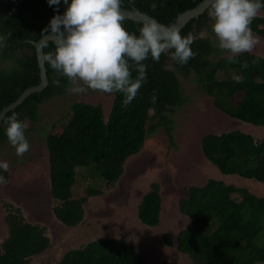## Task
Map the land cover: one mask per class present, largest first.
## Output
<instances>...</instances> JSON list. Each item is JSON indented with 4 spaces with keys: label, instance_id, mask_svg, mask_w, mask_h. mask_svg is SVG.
Listing matches in <instances>:
<instances>
[{
    "label": "trees",
    "instance_id": "obj_1",
    "mask_svg": "<svg viewBox=\"0 0 264 264\" xmlns=\"http://www.w3.org/2000/svg\"><path fill=\"white\" fill-rule=\"evenodd\" d=\"M201 1L122 0L121 8L133 5L159 23L171 25L179 13ZM153 3L155 9L150 7ZM64 8L61 3L60 14ZM208 10L209 7L192 17L180 29L185 36L205 30V36L193 37L191 47L196 57L183 66L167 54L162 55L159 62L149 57L144 62L147 83L126 109L122 105V93L113 94L108 114L103 111L102 103L73 100V94L66 90V78L60 77L59 86L55 85L56 73L45 60L47 85L5 113L0 121L1 152L6 151L5 145L8 151L15 152L2 123L13 114L29 122L25 132L27 140L31 133H37L44 142L50 195L56 203L52 208L55 220L66 227L82 223L87 201L117 185L125 162L140 152L145 140L153 136L158 127L163 128L170 143L175 145L176 124L167 112L173 114L192 100V93L182 85L180 76L189 77L199 95L211 99L215 108L238 121L241 127L264 128V57L243 53L236 58L237 63H228L229 53L211 43L214 35L207 24ZM54 14V7L49 6L47 0H0V35L6 36L4 46L0 47V112L24 90L40 82L33 42L48 33L45 29ZM123 24L127 30L138 34L143 22L125 18ZM251 28L264 38V17L257 16ZM53 50L54 41L45 42L44 58ZM244 61L248 63L247 68L241 67ZM136 75L133 69V77ZM234 75H242L243 82L237 83ZM154 92L157 100L152 103L150 97ZM54 96L61 97L58 109L62 124L40 114L39 105ZM241 127L208 132L200 137L201 152L217 174L202 184H189L176 201L178 211L188 218V223L177 231L175 239L165 234L163 241L167 245L174 244L176 251L187 257L190 264H264V194L224 179L238 176L264 186V138ZM0 175L8 180V170L0 169ZM79 179L85 187H81ZM94 181L101 183L98 189L91 186ZM161 199L160 184L149 183L137 201L136 215L141 223L146 226L159 223ZM6 207L0 264H33V257L50 248L46 229L26 220L19 208L10 204ZM54 264L145 262L135 244L108 236L70 247Z\"/></svg>",
    "mask_w": 264,
    "mask_h": 264
},
{
    "label": "rangeland",
    "instance_id": "obj_2",
    "mask_svg": "<svg viewBox=\"0 0 264 264\" xmlns=\"http://www.w3.org/2000/svg\"><path fill=\"white\" fill-rule=\"evenodd\" d=\"M258 16L264 17V9ZM207 24L211 26V21L208 20ZM205 35L202 29L192 36ZM255 35L260 43L252 53L264 57V38ZM180 80L187 91L192 93V100L173 114L167 112L176 124L173 131L175 145L170 143L163 128L158 127L156 133L145 140L140 152L125 162L124 172L117 185L110 190H102L87 201L84 219L75 227L64 226L52 215L56 203L50 195L46 149L40 136L37 133L28 136L31 151L23 157L8 151L5 145L6 151H0V161L8 163L9 177L7 183L0 184V239L6 232L3 217L7 210L6 204H10L19 208L26 220L43 225L50 239V248L33 257V264H54L70 247L79 246L92 238L108 236L121 237L135 244L145 264H190L187 257L176 251L174 244L164 243L163 236L169 234L175 239L177 231L188 223V218L176 206V201L184 195L186 187L189 184H202L217 174L201 152L200 137L208 132L218 133L239 125L241 127V124L215 108L211 99L199 95L189 77L180 76ZM73 97L75 101L102 103L105 114H108L113 100V94L92 90ZM60 103V96L52 97L39 105L40 114L50 116L60 124ZM149 113L152 114L153 109ZM242 127L264 138L263 127ZM224 179L264 194V186L255 181L238 176ZM79 181L81 187H85L81 179ZM152 182L161 186V213L156 226H146L138 220L136 206ZM100 184L98 181L91 182L94 189H98Z\"/></svg>",
    "mask_w": 264,
    "mask_h": 264
},
{
    "label": "clouds",
    "instance_id": "obj_3",
    "mask_svg": "<svg viewBox=\"0 0 264 264\" xmlns=\"http://www.w3.org/2000/svg\"><path fill=\"white\" fill-rule=\"evenodd\" d=\"M55 14L49 21L48 31L56 36L54 50L45 60L56 73L53 83L60 84L66 78V90L73 95H83L89 90L115 94L122 93V105L126 109L147 83L149 57L159 62L162 55H169L177 64L186 65L197 53L191 45V33L182 35L175 25H164L149 20L139 28L138 34L124 26L121 10L122 0H47ZM65 6L62 14L59 7ZM208 17L214 38L211 43L229 53L227 61L237 63L243 53H252L260 43L253 33L252 21L264 9V0H208ZM155 9L156 4L150 5ZM6 41L0 35V47ZM258 63V61H256ZM247 68L248 63H241ZM133 69L137 73L133 77ZM237 83L242 75H234ZM155 92L150 101L155 103ZM5 134L18 157L30 151L25 132L28 123L17 114L6 117ZM9 165L0 161V169L7 171ZM7 181L0 175V184Z\"/></svg>",
    "mask_w": 264,
    "mask_h": 264
},
{
    "label": "water",
    "instance_id": "obj_4",
    "mask_svg": "<svg viewBox=\"0 0 264 264\" xmlns=\"http://www.w3.org/2000/svg\"><path fill=\"white\" fill-rule=\"evenodd\" d=\"M208 7H209L208 0H202L193 8H190L184 12L179 13L173 19V23L171 25H175L180 30L186 24L188 20H190L192 17H197L199 14L203 13ZM121 10L125 18H130L136 21H141L143 23L149 20H153V19L156 20L152 16L140 11L137 7L133 5L130 8H121ZM55 39H56V36L48 32L42 35L37 41L33 42L36 48V53H37V62L39 66L40 82L37 85L29 87L28 89L24 90L14 102L4 107L0 112V121L8 110L20 104L29 94L35 91H40L47 85L48 81H47L46 69L44 66L45 58H44V54L42 51V46L45 42L49 40L55 41Z\"/></svg>",
    "mask_w": 264,
    "mask_h": 264
},
{
    "label": "flooded vegetation",
    "instance_id": "obj_5",
    "mask_svg": "<svg viewBox=\"0 0 264 264\" xmlns=\"http://www.w3.org/2000/svg\"><path fill=\"white\" fill-rule=\"evenodd\" d=\"M169 64L172 66V61L171 60L168 61V65ZM171 66L169 68H171Z\"/></svg>",
    "mask_w": 264,
    "mask_h": 264
}]
</instances>
